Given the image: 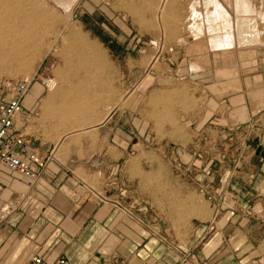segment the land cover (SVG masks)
<instances>
[{
  "label": "crops",
  "instance_id": "0c3cea01",
  "mask_svg": "<svg viewBox=\"0 0 264 264\" xmlns=\"http://www.w3.org/2000/svg\"><path fill=\"white\" fill-rule=\"evenodd\" d=\"M212 1L214 14L216 7L229 16ZM232 2L248 13L245 0ZM209 10L203 16L192 4L188 30L229 45L233 24L201 20ZM188 38L175 44L167 69L169 89L188 101L164 132L158 121L145 131L122 105L105 118V71L103 89L92 90L101 96L92 118L73 123L40 116L31 88L12 135L45 168L29 186L0 166V264L34 256L47 264H264L263 215L254 211L264 204V53L212 50ZM153 80L145 77L134 94ZM53 90L43 112L54 108ZM191 202L198 207L190 210ZM179 209L193 217L180 218Z\"/></svg>",
  "mask_w": 264,
  "mask_h": 264
},
{
  "label": "rangeland",
  "instance_id": "374dc122",
  "mask_svg": "<svg viewBox=\"0 0 264 264\" xmlns=\"http://www.w3.org/2000/svg\"><path fill=\"white\" fill-rule=\"evenodd\" d=\"M232 1L219 0L229 14L223 11L219 22L223 25L229 17L233 24L230 44L224 46L205 31L188 30L192 4L203 16L211 8L205 18L215 21L212 0H207L210 8L204 0H0V35L6 43L0 45V85L31 79L36 112L62 124L73 123L79 118H92L93 98H101L93 97L92 90L103 89L101 74L105 71V118L122 105L130 114L140 115L145 131L156 128L153 121H158V131L164 132L167 122L175 126L177 109H183L188 101L187 93L169 89L167 82L171 53L177 51L173 48L181 38L187 36L194 44L205 41L206 48L212 50L255 49L264 53V0H245L248 13L236 9ZM242 20L249 25L243 31L238 27ZM249 28L258 40L239 45V32L246 36ZM147 76L153 77V82L143 81L141 90L134 94ZM51 82L55 85V105L43 112L41 103L49 90L44 84L51 87ZM62 107L68 110L66 115L57 111ZM69 131L72 128L56 130L55 135L60 137ZM148 143L143 140L141 145L153 147ZM245 143L251 146L252 141ZM193 205L198 207L191 202L190 210ZM251 209L247 211L251 213ZM181 211L176 213L180 218L193 217L192 211ZM254 211L263 215L264 226V204ZM197 225L190 220L191 227ZM260 234L264 240V227Z\"/></svg>",
  "mask_w": 264,
  "mask_h": 264
},
{
  "label": "built area",
  "instance_id": "2783aa9c",
  "mask_svg": "<svg viewBox=\"0 0 264 264\" xmlns=\"http://www.w3.org/2000/svg\"><path fill=\"white\" fill-rule=\"evenodd\" d=\"M32 80L23 79L15 84L0 85V166L26 180L29 186L39 179L45 162L35 153L25 150L21 136H13V124L22 113V103L31 88ZM48 90L49 86L44 84ZM25 264H47L42 257H31ZM54 264H69L58 259Z\"/></svg>",
  "mask_w": 264,
  "mask_h": 264
},
{
  "label": "bare ground",
  "instance_id": "6f19581e",
  "mask_svg": "<svg viewBox=\"0 0 264 264\" xmlns=\"http://www.w3.org/2000/svg\"><path fill=\"white\" fill-rule=\"evenodd\" d=\"M213 2V1H212ZM214 4V3H213ZM216 6V5H215ZM214 7V6H213ZM215 9V11H216V18H215V20H217V21H220L219 19H222V10H219L218 8H214ZM192 15V14H191ZM194 16H196V18H198V16L197 15H195V13L193 14ZM192 15V16H193ZM190 17V16H189ZM194 18V17H193ZM192 18V19H193ZM201 18V20H203V21H206V22H208L209 23V21H208V19L207 18H203L202 16L200 17ZM222 23V22H221ZM240 24H239V28L243 31V29H244V24H247V22L246 21H244V20H242V21H240L239 22ZM6 24V23H5ZM207 25H209V24H207ZM249 26V25H248ZM239 28H237V29H239ZM17 29V28H16ZM208 30H213L214 31V29L211 27H208L207 28ZM7 30V29H6ZM12 31V30H11ZM20 31V30H19ZM238 31V30H237ZM239 32V41H240V43L242 42H255L256 41V37H254L252 34L253 33H246V36L244 35V32ZM11 33V32H10ZM9 33V34H10ZM19 34V33H18ZM5 35V34H4ZM22 36H23V34H22ZM24 37V36H23ZM27 38H29V37H27ZM20 39V38H19ZM18 39V40H19ZM25 41V40H24ZM8 42V41H7ZM19 43V42H18ZM14 44V43H13ZM24 44V43H23ZM0 45H3V46H5L6 45V43H5V40H4V36H2V35H0ZM19 48V47H18ZM17 49V48H16ZM16 53V52H15ZM51 84H52V82H51ZM55 88V85H54V83L51 85V87H50V85H49V90H48V92L49 91H51V90H53Z\"/></svg>",
  "mask_w": 264,
  "mask_h": 264
}]
</instances>
